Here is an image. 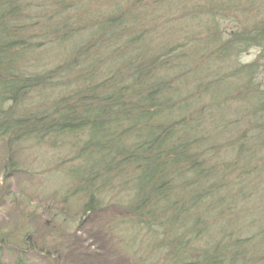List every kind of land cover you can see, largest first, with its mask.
I'll list each match as a JSON object with an SVG mask.
<instances>
[{"label": "trees", "instance_id": "trees-1", "mask_svg": "<svg viewBox=\"0 0 264 264\" xmlns=\"http://www.w3.org/2000/svg\"><path fill=\"white\" fill-rule=\"evenodd\" d=\"M177 8L192 31L167 20ZM66 47L51 68L39 60ZM263 81L256 0H0V141L71 150L68 196L85 199L83 217L116 206L117 227L141 237L140 264H264ZM68 196L52 220L66 221ZM222 208L251 218V236L225 235ZM12 238L0 232V257L15 264L28 250L61 260Z\"/></svg>", "mask_w": 264, "mask_h": 264}, {"label": "rangeland", "instance_id": "rangeland-1", "mask_svg": "<svg viewBox=\"0 0 264 264\" xmlns=\"http://www.w3.org/2000/svg\"><path fill=\"white\" fill-rule=\"evenodd\" d=\"M256 3L264 10V0H256ZM103 10L92 7L89 13L90 16H94L98 11ZM181 12H183L181 8L174 9L173 14L172 11L170 12L172 16H167V20H174L171 25L176 26L175 29L187 26L188 31H192L189 27H195L190 25L191 22L183 17L180 21ZM219 26L221 31L227 32L236 26V22L231 18L219 20ZM195 31H199V26ZM67 49L68 47L62 50L59 48L58 51L44 53L39 56V60L45 67L51 68L67 55ZM255 56L256 50L250 49L242 54L240 60L245 63L251 62ZM49 95L53 94L48 93L47 96ZM79 162L80 160L74 159L71 150L64 151V148H51L48 144L35 146L31 142L12 145L8 148L4 142L0 141V232L14 231L17 239H12L15 240L16 245H19L24 237L15 230L21 224H26L35 234L31 235V240L25 238V241H22L25 246L19 245V247L44 245L52 252L61 255L59 262L57 257L47 260L38 253L31 254L28 250L23 264H138L140 257H145L139 244L141 237H137L134 232L127 237V230L124 233L117 227V217H121L122 212L117 210L116 206H108L107 203L99 211L90 212L83 217L80 209L85 199L78 198V195L73 198L68 196L66 190L69 186V178L67 176H71L68 170ZM10 163L16 168L12 175H10L12 171H9ZM67 196L69 201L65 204V212L69 215L67 214L66 221L62 223L57 219L52 220L50 217L54 214L58 215L55 211L61 207L62 200ZM230 211L224 209L223 218L217 220L222 225L224 220L229 219L225 222V225L229 224L225 235L233 237L232 239L240 235L241 238L251 236L250 234L254 232V227L248 229L251 218L242 225V220L245 218L241 216L242 210L234 208ZM252 211L248 209L245 215L249 216L248 214ZM229 233L232 235L229 236ZM134 236L137 237L135 242L128 247L130 244L128 238L133 240ZM260 237L255 239L254 246L258 256L263 257L264 234ZM204 242L205 239H202L197 246H205ZM15 258V252L4 250L0 257V264H15Z\"/></svg>", "mask_w": 264, "mask_h": 264}]
</instances>
